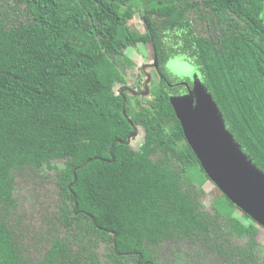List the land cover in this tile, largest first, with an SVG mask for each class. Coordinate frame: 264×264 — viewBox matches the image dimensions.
<instances>
[{
  "label": "trees",
  "instance_id": "1",
  "mask_svg": "<svg viewBox=\"0 0 264 264\" xmlns=\"http://www.w3.org/2000/svg\"><path fill=\"white\" fill-rule=\"evenodd\" d=\"M142 4L151 33L130 29ZM151 35L161 61L188 52L264 171V0H0V264H264V226L187 178L209 179L163 86L150 106L117 93ZM50 170L53 210L18 231V175Z\"/></svg>",
  "mask_w": 264,
  "mask_h": 264
},
{
  "label": "water",
  "instance_id": "2",
  "mask_svg": "<svg viewBox=\"0 0 264 264\" xmlns=\"http://www.w3.org/2000/svg\"><path fill=\"white\" fill-rule=\"evenodd\" d=\"M141 9L145 16L143 6ZM196 94L171 98L189 145L209 179L237 207L264 226V171L227 128L218 104L206 87L198 84ZM134 135L136 131L128 142Z\"/></svg>",
  "mask_w": 264,
  "mask_h": 264
},
{
  "label": "rangeland",
  "instance_id": "3",
  "mask_svg": "<svg viewBox=\"0 0 264 264\" xmlns=\"http://www.w3.org/2000/svg\"><path fill=\"white\" fill-rule=\"evenodd\" d=\"M132 13V11H130ZM142 29L143 23L142 20L137 13L135 17L130 21V29L134 31L135 29ZM142 50L133 51V49H128L127 54L135 60V67L132 72H128V83H132V79L134 74L140 71L141 63L152 62L153 61V53L151 46L141 47ZM171 71L177 75L182 76V74L192 71L193 67L190 65L185 66L184 68H180L175 64L169 65ZM117 89V88H116ZM140 135L133 139L132 145L135 148L140 146L142 139L144 137V130H139ZM53 175L54 170H50L48 172L35 173L25 171L24 173H20L17 177V185H16V197L18 200V208L16 213L11 216V222H16L18 231L29 230L32 233L35 232L41 220L45 217L47 210L52 211L54 206V201L56 199L55 184L53 183ZM204 173L196 167H191L187 171V178L191 183L196 184L203 189L202 201L204 202L207 208L213 209V205L217 200L220 199V203L223 207V210H230L231 204L221 196V190L216 186V184L210 180L206 179L205 182L201 183V178H204ZM235 215H242L239 210H235ZM41 224V223H40ZM30 227V229L28 228ZM30 251L34 253V256L38 254L40 250V245L29 247Z\"/></svg>",
  "mask_w": 264,
  "mask_h": 264
},
{
  "label": "flooded vegetation",
  "instance_id": "4",
  "mask_svg": "<svg viewBox=\"0 0 264 264\" xmlns=\"http://www.w3.org/2000/svg\"><path fill=\"white\" fill-rule=\"evenodd\" d=\"M141 6H143V4ZM143 8L145 10V16H143L142 9L140 11L141 15H139L141 20H142V23H143V28L142 29L140 28L139 30L140 31L141 30H144V31L147 30L151 33V26H150V23H149L147 14H146V9L144 6H143ZM190 14L191 13H188L187 15H190ZM135 15H136V13L134 14V17H135ZM135 30H137V29H135ZM152 36L153 35H151L152 41L147 43L144 46H151L152 53H153V61L141 63L140 71L137 72L136 74H134V77L132 79V81L133 80L134 81L132 83H128V79H127L128 75H129L128 74L129 70H128V72H127L128 75L126 77L127 81H126V83L118 84V86H117L118 88L116 87L117 88L116 90H118L117 93H121L122 95H124L123 97H124L125 101H126L125 96L127 95V97L133 102V105H135L136 107L150 106L149 104H150V101L153 97L152 91H153L154 87H156V86H159V87L163 86L164 90L169 95L170 103H171V98H173V97H183L185 95H191V94L196 96L197 95L196 89H197L198 84L204 85V83H203V79H202V76H201V73H200L198 67H196L193 64V62L191 61V59L189 57H187L188 52L177 53V52L173 51L172 54L169 52V56L166 57L165 59H163V61H161L159 58V55L157 53V46L155 43V38L153 41ZM178 45L179 44H170V43L165 41L163 43V48H167L168 46H172L176 49V47ZM144 46H141V47H144ZM141 47H139V48L129 47V48H127V50L130 48L133 49V51H137L139 49L142 50ZM156 54L158 57V64H156ZM132 60L135 63V60L134 59H132ZM170 64H175V65L179 66L180 68H184L185 66L191 65L193 67V70L182 74V76H177L171 71V68L169 66ZM133 68L130 69V72L133 71ZM161 69H163V71H165L166 74H164ZM162 80L164 81L163 85L161 82ZM120 87L122 89L119 92ZM125 93H126V95H125ZM195 103H196V99H195ZM171 105H172V103H171ZM172 107H173V105H172ZM173 109H174V107H173ZM133 125H135L134 132L136 131V135H134L130 139L129 143H131V145H132L133 139H136L140 135L139 130H141V129L144 130V136H145V131H146L145 128L140 123H137V121H133ZM143 140H144V137L142 139V142L140 143V146L143 143ZM140 146L136 149H139Z\"/></svg>",
  "mask_w": 264,
  "mask_h": 264
},
{
  "label": "built area",
  "instance_id": "5",
  "mask_svg": "<svg viewBox=\"0 0 264 264\" xmlns=\"http://www.w3.org/2000/svg\"><path fill=\"white\" fill-rule=\"evenodd\" d=\"M117 92H118V90H117Z\"/></svg>",
  "mask_w": 264,
  "mask_h": 264
}]
</instances>
